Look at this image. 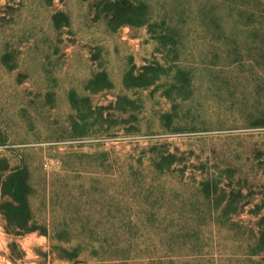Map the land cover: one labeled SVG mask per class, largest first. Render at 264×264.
<instances>
[{"label":"rangeland","instance_id":"374dc122","mask_svg":"<svg viewBox=\"0 0 264 264\" xmlns=\"http://www.w3.org/2000/svg\"><path fill=\"white\" fill-rule=\"evenodd\" d=\"M2 158L0 264H264V0H0Z\"/></svg>","mask_w":264,"mask_h":264},{"label":"trees","instance_id":"16d2710c","mask_svg":"<svg viewBox=\"0 0 264 264\" xmlns=\"http://www.w3.org/2000/svg\"><path fill=\"white\" fill-rule=\"evenodd\" d=\"M0 218L3 232L14 238L37 233L46 235L34 220L31 198L35 194L31 174L25 164L11 167L5 158L0 159ZM75 253L77 252L74 249ZM69 258L72 264H91Z\"/></svg>","mask_w":264,"mask_h":264}]
</instances>
